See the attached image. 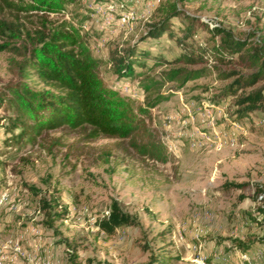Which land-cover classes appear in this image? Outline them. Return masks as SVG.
<instances>
[{
    "label": "rangeland",
    "instance_id": "obj_1",
    "mask_svg": "<svg viewBox=\"0 0 264 264\" xmlns=\"http://www.w3.org/2000/svg\"><path fill=\"white\" fill-rule=\"evenodd\" d=\"M8 1L3 15L20 37L5 32L0 45L21 50L36 32L71 25L100 61L104 85L134 107L144 102L140 84L154 82L150 95L167 99L144 124L167 160L143 159L126 141L89 139L65 127L33 140L21 135L7 87L42 86L32 76L18 79L10 61L19 58L0 51V264H264L257 212L264 206V80L222 97L232 79L249 73L243 54L222 63L207 57L201 66L171 64L182 54H206L218 40L209 31L214 25L245 41L244 53L257 48L264 0H65L62 11L45 15L19 9L31 0ZM171 2L181 15L160 37L147 38L162 18L161 5ZM131 47L133 74L118 77L112 58ZM201 67L202 77L179 88L162 80L169 68ZM217 70L236 76L219 81ZM252 89L262 92L261 109L236 118L235 96ZM110 200L133 224L106 235L96 222Z\"/></svg>",
    "mask_w": 264,
    "mask_h": 264
},
{
    "label": "trees",
    "instance_id": "obj_2",
    "mask_svg": "<svg viewBox=\"0 0 264 264\" xmlns=\"http://www.w3.org/2000/svg\"><path fill=\"white\" fill-rule=\"evenodd\" d=\"M64 3L65 0H31L25 6H19V9L43 15L55 14L63 10ZM6 8H11L10 2L0 0V35L8 32L10 38L18 39L20 35L17 28L4 18L3 12ZM160 8L162 18L150 26L145 33L147 38L160 37L167 30L169 20L181 15L173 2L163 4ZM203 25L207 28V24ZM209 31L211 37H217L218 40L206 54L204 50L203 54H182L171 64L201 66L207 57L222 63L230 61L233 56L243 54L249 73L232 79L221 90L222 97L234 96L238 89H251L264 80V59L261 54L264 39L257 48L244 53L245 41L234 38L221 26L214 25ZM29 40V47L23 46L21 50L13 48L9 43L0 45V51L15 53L19 58L18 61H10L18 79L24 80L32 76L42 86L37 91L31 90L23 82L7 87L9 101L19 113L14 127H20L21 135L33 140L43 132L65 127L72 131H84L89 139L103 137L126 141L137 156L157 163L166 162L167 155L163 146L148 134L144 124L148 111L167 99V96L158 93L150 95L154 82L140 84L145 94L144 102L142 106L134 107L129 99L104 85L98 75L100 61L92 57L75 27L56 26L46 33L36 32ZM134 51L131 47L125 51L123 58H112L115 75L122 78L132 76ZM205 70L204 67L196 70L169 68L162 71L161 76L164 82L174 83L179 88L188 81L202 77ZM235 76L233 72L216 71V79L219 81H226ZM146 81L152 80L147 78ZM261 102L260 89H252L235 96V117L240 119L261 109ZM21 118L23 119L20 120ZM260 192L262 190L256 189L255 196ZM257 212L264 222V206L257 208ZM132 224L131 216L121 210L116 200H110L106 215L96 222L97 228L106 235ZM235 244L243 251L247 249L239 240H236Z\"/></svg>",
    "mask_w": 264,
    "mask_h": 264
},
{
    "label": "built area",
    "instance_id": "obj_3",
    "mask_svg": "<svg viewBox=\"0 0 264 264\" xmlns=\"http://www.w3.org/2000/svg\"><path fill=\"white\" fill-rule=\"evenodd\" d=\"M211 27V26H210Z\"/></svg>",
    "mask_w": 264,
    "mask_h": 264
}]
</instances>
